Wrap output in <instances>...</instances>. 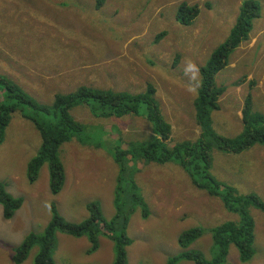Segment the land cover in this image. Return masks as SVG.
Returning a JSON list of instances; mask_svg holds the SVG:
<instances>
[{"label":"rangeland","instance_id":"obj_1","mask_svg":"<svg viewBox=\"0 0 264 264\" xmlns=\"http://www.w3.org/2000/svg\"><path fill=\"white\" fill-rule=\"evenodd\" d=\"M181 1L199 5L192 24L181 25L176 19ZM242 1L103 0L97 7L96 0H0V74L46 105L56 93L79 85L137 94L150 82L156 106L170 124L166 146L203 139L209 149L211 177L231 186L236 195H255L264 202V141L257 140L241 151L225 150L214 138L203 135L194 117L198 68L229 36ZM255 1L261 12L252 20L247 40L228 55V64L214 77L215 84L225 90L218 108L210 112L213 135L229 139L243 135L241 111L248 93L250 112L264 114V0ZM237 88L240 93L235 92ZM4 93L0 88L1 99ZM69 112L76 122L86 125L87 132L76 133L58 147L65 180L57 193L50 190L47 163L39 167L34 181L27 177L28 162L41 144L34 122L17 110L5 128L0 181L22 203L9 219L3 217L0 205V264H33L38 244L20 263L13 259L14 250L27 235L44 233L53 216L51 205L66 221L79 223L89 215L86 204L96 202L104 219L110 220L117 211V182L124 189L134 183L136 196L143 202L134 204L128 213L124 229L131 240L125 247L127 264H168L182 251L179 234L194 227L201 233L188 249L211 259L210 229L238 222V215L227 210L219 196L195 184L173 160L122 162L114 158V150L155 136L152 122L134 114L97 117L83 103ZM203 175L200 172L195 178L204 180ZM245 209L254 225V255L242 261L237 248L229 244L223 264H264V211L253 205ZM53 238L54 264H111L114 259L113 242L105 235L98 234L97 248L91 252L86 236L58 230ZM174 264L194 263L182 259Z\"/></svg>","mask_w":264,"mask_h":264},{"label":"trees","instance_id":"obj_2","mask_svg":"<svg viewBox=\"0 0 264 264\" xmlns=\"http://www.w3.org/2000/svg\"><path fill=\"white\" fill-rule=\"evenodd\" d=\"M102 3L103 0H96L97 7H100ZM198 8L197 4L181 1L177 7L176 19L182 25H189L197 16ZM260 12L261 8L257 1L243 0L238 17L229 30V36L212 51L208 62L198 68L200 86L194 100L195 123L201 128L203 135L214 138L219 147L228 151H241L257 140L264 141V114L250 112V93L246 95L241 111L245 124L241 137L229 139L213 135L208 123L210 112L218 108V99L225 90L224 86L215 84L214 77L228 64V55L231 51L247 40L252 28V20L259 17ZM161 35L163 32L159 33L157 38ZM0 88L5 89L6 92L4 98L3 96L2 99L0 98V144L3 141L6 126L17 110H20L24 117L31 119L40 133V148L27 165L29 181L36 179L39 167L45 162L48 165L50 190L57 193L62 188L65 172L57 155L58 147L76 133L87 132L86 125L76 122L70 115L69 110L72 106L83 103L89 106L91 112L97 117L144 115L152 122L155 136L152 135L146 142H133L125 146L123 150H114V158L122 162L126 159L134 160V158L157 162L173 160L188 171L195 184L206 188L211 195L219 196L223 206L240 218L238 222L227 221L210 229L213 255L209 260L205 259L199 250L188 249V246L200 236L201 229L194 227L184 230L177 238L182 251L170 258L168 264H174L182 259L192 261L194 264H223L229 244L237 248L242 261H247L254 255V225L245 207L253 205L264 211V202L255 195H236L231 186L221 184L211 177L207 171L210 162L209 149L203 139L194 143L178 142L172 147L166 146L170 140V124L163 120L156 106L153 98L154 87L150 82L147 83L144 92L137 94L79 85L66 93H56L50 105L37 102L1 74ZM104 133L105 131L102 137ZM198 145L200 146L197 147ZM123 168L122 165L121 169ZM200 172L204 173V180L195 178V175ZM114 193L117 211L110 220L104 219L96 202L86 204L89 215L79 223L66 221L55 212L54 206L51 205L53 216L46 225L44 233L27 235L14 250V261L20 263L25 260L30 248L38 244L40 249L33 264H54L53 237L59 230L74 236H86L90 243L88 252L97 248L98 234L105 235L114 245L115 255L111 264H127L125 247L131 240L126 236L124 229L128 222V213L133 211L134 204L143 202L136 196L138 194L134 183L128 189H124L117 182ZM21 203L20 198H14L5 191L4 183L0 181V205L3 217L11 218Z\"/></svg>","mask_w":264,"mask_h":264},{"label":"crops","instance_id":"obj_3","mask_svg":"<svg viewBox=\"0 0 264 264\" xmlns=\"http://www.w3.org/2000/svg\"><path fill=\"white\" fill-rule=\"evenodd\" d=\"M187 3H188V2H187ZM188 4H190V3H188ZM196 17H197V16H196ZM196 17H195V18H196ZM235 21H236V20H235ZM191 24H192V23H191ZM181 25H182V24H181ZM233 50H234V49H233ZM233 50H232V51H233ZM232 51H231V52H232ZM228 59H229V58H228ZM237 83H238V82H236L235 84H236V86L238 87L239 84H237ZM238 88H239V87H238ZM238 88L235 90L236 93H240V91H239ZM231 92H232V93H230V94H232V95L234 96L235 94L233 93V91H231ZM10 121H11V120H10ZM9 124H10V122L8 123V125L6 126V128L9 126Z\"/></svg>","mask_w":264,"mask_h":264},{"label":"flooded vegetation","instance_id":"obj_4","mask_svg":"<svg viewBox=\"0 0 264 264\" xmlns=\"http://www.w3.org/2000/svg\"><path fill=\"white\" fill-rule=\"evenodd\" d=\"M195 4V3H194ZM198 13H199V10H198Z\"/></svg>","mask_w":264,"mask_h":264}]
</instances>
